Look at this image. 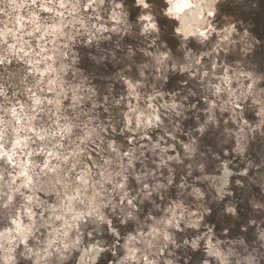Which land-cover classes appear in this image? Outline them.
Listing matches in <instances>:
<instances>
[{"label": "clouds", "instance_id": "obj_1", "mask_svg": "<svg viewBox=\"0 0 264 264\" xmlns=\"http://www.w3.org/2000/svg\"><path fill=\"white\" fill-rule=\"evenodd\" d=\"M0 264H264V0H0Z\"/></svg>", "mask_w": 264, "mask_h": 264}]
</instances>
